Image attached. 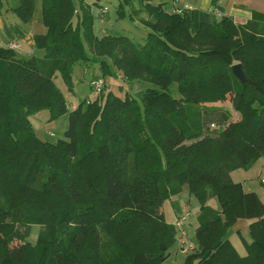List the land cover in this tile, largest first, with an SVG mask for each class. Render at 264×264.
<instances>
[{
  "label": "trees",
  "instance_id": "trees-1",
  "mask_svg": "<svg viewBox=\"0 0 264 264\" xmlns=\"http://www.w3.org/2000/svg\"><path fill=\"white\" fill-rule=\"evenodd\" d=\"M100 1L0 0V14L23 23L39 3L45 28L34 35L43 58L0 46V264H164L176 232L162 203L183 185L200 202L186 264H264V201L230 178L264 157V12L193 28L178 0H118L116 18L132 29L96 34L108 14ZM76 64L98 65L86 82L102 88L69 110L54 78L70 83ZM124 83L136 95L113 93ZM227 97L226 123L205 134L199 106ZM41 111L48 122L68 114L62 139L37 136L30 117ZM239 219L251 221L245 256L227 239Z\"/></svg>",
  "mask_w": 264,
  "mask_h": 264
},
{
  "label": "rangeland",
  "instance_id": "rangeland-1",
  "mask_svg": "<svg viewBox=\"0 0 264 264\" xmlns=\"http://www.w3.org/2000/svg\"><path fill=\"white\" fill-rule=\"evenodd\" d=\"M191 1V0H189ZM118 0H101L100 4L105 6L108 14H106V20H104V25L95 22L94 30L96 34L99 33H109L107 29L114 30L113 28H117V26H124L125 31H129L132 29V26L126 20H118L116 18V10L118 6ZM183 3H179L180 5ZM92 12L96 14V7L92 8ZM41 14V5L37 3V9L35 10L34 17L36 20L40 19ZM142 18H146V14L139 15ZM7 24L11 26V24L20 23V24H27L21 22L18 18H6ZM120 27V29H121ZM101 28V30H99ZM124 29H121L122 31ZM100 31V32H99ZM130 38L134 41H139V34L137 32H125ZM3 34L0 28V42L4 44L2 39ZM35 47V46H34ZM22 51V53H21ZM18 55L27 57V58H43L44 52L39 48H34L33 51L27 52L24 54L22 49L15 51ZM86 71L84 73V70ZM91 71V72H90ZM101 71L98 65H88L86 64L83 68L81 65L76 64L73 68L71 82L65 81L60 75H57L54 78V83L56 87L62 92L65 100L68 103H72L74 105H78V103L85 101V100H93L96 94L90 88L89 84L86 82L89 75L94 77H100ZM150 85V84H149ZM115 87V86H114ZM113 87V88H114ZM118 95H122L124 89L131 91L132 96L136 95L134 92L138 89L134 86H130L129 83H124L121 88H114ZM170 92L174 97H180L179 93L176 90L175 84L172 85L170 88ZM130 93V92H129ZM198 110H201L203 115V127L204 133L208 135L216 134V130H219L220 126L224 125L226 121L223 119V111H232L231 106L228 102V97L224 102H220L215 106H199ZM42 112H38L35 115H32V123L35 125L38 122L40 125L44 126L43 132H37V135L43 139H47L51 142H56L59 139H62L64 136V132L68 127V114L60 115L56 119L52 121H47L41 119ZM45 113V112H44ZM236 117V115H234ZM49 124V128L46 126ZM213 125V126H212ZM36 130V128H34ZM216 129V130H215ZM50 134H47L49 133ZM264 168V157H258L249 167H240L236 168L231 171L230 178L235 183H244L245 180L250 179L254 174L257 173L259 169ZM207 204L210 207L218 208L219 203L218 200L214 195H210ZM200 209V202L199 200L189 192L187 185H183L181 190L173 195L170 199L165 200L162 203V211L164 215V219L167 223L172 224L175 227V240L173 244L169 247L168 250V257L165 260L164 264H186V260L188 256L192 253V246L196 243V229L198 226V212ZM177 220L181 221V225L183 228L181 230L184 231L185 235L181 238L180 229L176 227ZM233 225L230 227L232 228ZM229 228V229H230ZM39 227L34 226L28 232V240L30 242H34L39 234ZM238 234V233H236ZM238 236V235H237ZM230 238V233L227 234V239ZM240 239V237H238ZM241 243L242 240L240 239ZM12 247H22L25 248V243L20 241H14L11 244Z\"/></svg>",
  "mask_w": 264,
  "mask_h": 264
},
{
  "label": "crops",
  "instance_id": "crops-1",
  "mask_svg": "<svg viewBox=\"0 0 264 264\" xmlns=\"http://www.w3.org/2000/svg\"><path fill=\"white\" fill-rule=\"evenodd\" d=\"M179 3H183L181 6L178 5L180 7H184L185 5L190 7L189 14L191 16L193 28H195L201 21L211 22L213 20H218L224 15L231 17L234 23L243 25L250 20L253 11L264 12V0H178L176 4ZM5 17H14L15 20L17 18L11 12H2V14H0V28L3 34L2 39L4 41V44L0 42V46L7 48L9 43H16L20 45V49L24 51V54L31 50L33 51L35 48L34 35L45 33V28L39 20L34 19L27 24L22 25L20 23H15L14 25L11 24V26H9ZM114 88L112 89L113 93L118 95ZM73 107L74 104L68 103L69 110ZM41 112L42 113H39L42 114L39 115L42 116L41 119L48 121L49 113L47 111ZM36 114L34 115L36 116ZM31 118L32 117H30V122L36 134L37 132L41 133L45 131L44 126L40 125L38 122L34 125ZM46 126L49 128V124ZM34 128H36V130ZM262 177H264V168L259 169L256 174L250 179L245 180L244 183H240L242 184L244 191L255 192L261 200L264 201V194H262V186L260 183ZM214 209H219V207ZM250 223V220L239 219L235 222L233 227L228 230V233H230V238H228V240L240 256H245L247 254L246 245L250 244L252 241L249 234ZM238 237H240L242 243Z\"/></svg>",
  "mask_w": 264,
  "mask_h": 264
},
{
  "label": "built area",
  "instance_id": "built-area-1",
  "mask_svg": "<svg viewBox=\"0 0 264 264\" xmlns=\"http://www.w3.org/2000/svg\"><path fill=\"white\" fill-rule=\"evenodd\" d=\"M184 8L186 10H190V7L185 5ZM9 48L11 49H14V50H19L20 49V45L16 44V43H9L8 45ZM90 86L92 87L93 91L96 92V93H99L101 91V88H102V81L100 79L98 80H93L90 82ZM213 126V125H212ZM50 134V132L48 133ZM260 183H261V186H262V194H264V177H262L260 179ZM176 227L178 229H180V235H181V238L185 235L184 231L181 230L183 228V225H181V221L180 220H177L176 222ZM194 245L192 246V249H193Z\"/></svg>",
  "mask_w": 264,
  "mask_h": 264
},
{
  "label": "water",
  "instance_id": "water-1",
  "mask_svg": "<svg viewBox=\"0 0 264 264\" xmlns=\"http://www.w3.org/2000/svg\"><path fill=\"white\" fill-rule=\"evenodd\" d=\"M232 75L241 83L247 81V77L243 72V69L240 64H235L231 68Z\"/></svg>",
  "mask_w": 264,
  "mask_h": 264
}]
</instances>
